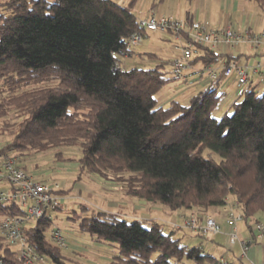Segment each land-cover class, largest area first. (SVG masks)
Here are the masks:
<instances>
[{
	"label": "trees",
	"instance_id": "obj_1",
	"mask_svg": "<svg viewBox=\"0 0 264 264\" xmlns=\"http://www.w3.org/2000/svg\"><path fill=\"white\" fill-rule=\"evenodd\" d=\"M136 1L0 0V120L9 138L0 152L75 148L79 173L121 184L129 197L204 213L231 196L251 218L247 228L264 223V90L249 85L221 118L212 115L223 94L218 83L186 104L160 106L155 91L172 80L163 65L114 70L116 55H131ZM248 1L264 14V0ZM199 52L205 65L221 58L207 47ZM76 209L77 230L115 251L108 264H222L153 219ZM21 214L0 204V216ZM50 224L42 217L25 227L28 246L47 264H75L48 235ZM0 264H25L2 238Z\"/></svg>",
	"mask_w": 264,
	"mask_h": 264
},
{
	"label": "rangeland",
	"instance_id": "obj_2",
	"mask_svg": "<svg viewBox=\"0 0 264 264\" xmlns=\"http://www.w3.org/2000/svg\"><path fill=\"white\" fill-rule=\"evenodd\" d=\"M116 3L121 5L127 4L129 0H113ZM154 0H137L133 12L137 18H142L148 12V9L152 5ZM246 3L247 8L250 11L256 12L259 11L256 4L252 1L241 0V3ZM164 3V2H163ZM156 3L155 7L157 8L156 15L164 14L167 12V7L165 3ZM201 8V4H198ZM176 8V5H169L168 9L173 10ZM210 18H214L213 8L209 12ZM263 17V16H261ZM209 24V23H208ZM155 32H145L143 34L142 41L140 42L138 49L135 51V54L138 55V59L134 63L126 62L127 68H154L157 66V60H152L148 58V49L151 50H161L162 62H164V71H167V76L172 78L166 85L159 87L154 94V97L158 101L160 106L166 105L170 100H178L181 104H186L188 102V95L177 96L178 99L174 98L176 92L180 91L183 88V84L179 78H173V75L170 73V59L172 58V52L174 51L175 46H181L183 43L176 40V37L171 32L167 31H157L156 33H163V38L165 41H159L156 39V43H148V40L152 39L154 42V37L157 35H152ZM159 38V37H158ZM154 46V47H152ZM134 57L131 55L128 57V60ZM253 59V58H252ZM254 60V59H253ZM237 87L234 83L229 84L225 87L224 93L221 98L218 100L212 115L215 118H221L224 114L230 115L232 113L231 105L233 102L238 100L237 95L235 94ZM176 96V94L174 95ZM15 119L12 118V122ZM9 138L3 133L2 120H0V148L3 147ZM61 153V155H58ZM214 158L218 159L217 155H213ZM15 157V156H14ZM79 158L78 150L75 148L59 147L53 148L50 150H45L41 152H31L22 156H17L16 159L18 163L25 167L28 171L33 173L35 172L39 176H43L45 182L48 184L58 183L61 186V189L66 191L63 193L65 205H63L62 211H55L51 213V224L48 229V235H51L52 230L58 229L62 233L63 237L66 239L68 245L64 249V253L74 261L75 264H104L102 260H99V257L96 255L101 254L103 249L99 245H95L90 241V238L87 234L80 233L77 230V221H73L71 217L73 216V211L77 210L79 204H84L89 207L91 210L98 212V210H104L108 212H121L124 214H130V217H124L128 221H133L136 219L142 220H155L163 226L164 233L173 232L174 238H182L181 243L187 245L188 247H193L197 244H201L202 248L206 253L212 255L216 258H220L221 255L230 256V257H240L242 254V249L238 242L233 247L232 250H228V226L227 224L220 225V232L216 234L218 238L212 240V235L209 233L206 237L201 236L194 228L187 226L186 221L193 217L196 221V226L201 225L206 218H211L212 211L218 209L222 215H225L229 212V208H210L206 212L201 213L197 210H185L180 209L178 211H172L170 208L163 204H152L144 200H141L136 197H129L126 194L125 188L121 184H117L114 181L105 180L101 177H98L94 174L79 173L78 163L76 160ZM82 180L84 184L88 185V189H80L79 197H76V190L74 187H70L73 184H77L78 181ZM68 183L66 187L62 183ZM73 195L72 198L67 197ZM127 197L133 202V206L136 210V217H132V207L127 201H122L121 199ZM75 198V199H73ZM227 199H232L231 196H228ZM226 199V200H227ZM111 201L115 202L110 206ZM117 205V206H116ZM150 205H157V209H150ZM78 212V211H77ZM235 213L239 212L237 209ZM181 214V215H180ZM184 214V215H183ZM179 215L182 216L181 220ZM221 215V216H222ZM259 216V215H257ZM2 217V216H0ZM213 219V218H212ZM202 223H201V222ZM251 218L237 222L235 224L236 228L239 231H244L243 236H248L247 223L250 222ZM33 224V223H31ZM237 231V230H236ZM238 235V231H237ZM73 241L78 242L79 245L72 243ZM90 249H89V248ZM107 247V246H106ZM106 249L107 251H113L110 247ZM105 251V250H104ZM72 252V254H70ZM105 253V252H104ZM103 255V254H102ZM178 264H199L193 260L183 259ZM207 264V263H204Z\"/></svg>",
	"mask_w": 264,
	"mask_h": 264
},
{
	"label": "built area",
	"instance_id": "obj_3",
	"mask_svg": "<svg viewBox=\"0 0 264 264\" xmlns=\"http://www.w3.org/2000/svg\"><path fill=\"white\" fill-rule=\"evenodd\" d=\"M137 27L138 31L132 33L126 40V50L131 55L139 46L145 32L167 31L174 34L176 38L184 37V43L181 46H175L176 56L170 61V73L175 78L183 77L200 48L207 47L214 53L228 54L231 49L238 48L241 44H247L253 50L264 47V29L260 31L251 28L238 30L231 26L215 29L210 28L206 22L176 20L158 16L152 10L144 17L137 19ZM116 56L114 70L125 69L123 65L129 55ZM217 62L202 65L197 75L200 78L204 77L211 84H225L233 77L239 92L248 87L255 78L264 81V63L261 61L230 58L226 59L220 67H216ZM60 189V184L50 185L24 169L13 154L0 152V204H15L22 210V214L18 216L0 217V238L18 253L25 264H47L43 257L34 254L28 246L24 237V228L42 217L51 219L50 215L56 211L58 202L62 203L56 194ZM233 207L238 210L236 204ZM242 219L240 211L235 213L232 209L226 216V223L230 227L228 250H232L238 242L242 249L239 259L246 255L253 240L262 241L264 238V223L254 222L250 227L254 238L240 241L235 224ZM186 224L203 237L209 233L216 235L220 232L219 225L212 218H206L203 224L197 227L195 219L190 217ZM51 237L59 247H67L68 243L60 230H52ZM227 261L228 256L220 258L222 264H227Z\"/></svg>",
	"mask_w": 264,
	"mask_h": 264
},
{
	"label": "crops",
	"instance_id": "obj_4",
	"mask_svg": "<svg viewBox=\"0 0 264 264\" xmlns=\"http://www.w3.org/2000/svg\"><path fill=\"white\" fill-rule=\"evenodd\" d=\"M164 3H165V6L167 7L166 8L167 12H163L164 14L161 13L160 16L169 17V18H173L176 20H186V21L194 20V21H198V22H206L207 24L209 23L208 26L210 28H215V29H221V28H225L228 26H231V27L236 28L238 30H244L246 28H251L255 31H260V30L264 29V14L262 13V11L259 8H258L259 11H256V12L250 11L247 8L246 3H244V2L241 3V0H192V1L166 0V1H164ZM198 4H201V8H199ZM169 5H171V6L176 5V8H173V10L168 9ZM212 8L214 11V18L213 19H212V17L210 18V14H209V12ZM150 10L154 11L155 13L157 12L156 7L150 6V8L148 9V12ZM261 16H263V17H261ZM152 35H157V36L154 37V42H152V39H151V40H148V43L154 44V43H156V39H158L159 41H165L163 38L164 37L163 33H159V35H158L155 32ZM183 38L184 37L182 36V38H176V40L184 43ZM152 47H154V46H152ZM137 49H138V47L132 53V55H134V57H132L129 60L127 58L125 63L126 62L134 63V61L138 59V55L135 54V51ZM162 54H163V52L161 50L160 51L159 50H151L150 51L148 49V58L152 59V60H157L156 61V63H158L157 65H163L164 66L165 63L162 62V61H164V60H162ZM220 55H221V58L215 64L216 67H220L221 64H223L224 61H226V59H230V58L238 59V60H244V59L248 58L251 60L254 59V60L261 61L264 63V47L263 46L259 47L258 49L253 50L250 48L249 45L241 44L238 48L231 49L228 54H220ZM174 56H176L175 51L172 52V58L170 59V61L174 58ZM198 57H201L200 52L196 53V55L193 57V59L190 63L191 66L189 67V69L187 71H185L182 78H179V80H181V82L184 86L180 91L175 93L176 96H174L175 94L172 95L174 98L178 99L177 96H181L183 94L188 95V97L190 98L191 96H193L194 94H196L200 90L205 89L206 87H208L211 84L204 77L200 78L197 75V72L201 68V66L205 65L201 62V58H198ZM125 63L123 66L125 69H128L127 64H125ZM163 69H164V67H163ZM232 83L235 84V80L233 77L231 79H229L225 84H219L218 83L217 87L219 90H221L222 93H224L225 87L229 84H232ZM249 85L254 87V89L256 91H263L264 90V81L259 80V78H255L252 82L249 83ZM235 94L237 95V98H238L240 92L237 90ZM167 104L165 106H167ZM162 106H164V105H162ZM35 174H36L35 176L37 178L45 181L43 176H39L37 174V172H35ZM62 184H64L66 187L68 186V183H66V182H64ZM70 187L75 188L76 197H79L80 189L90 188L88 185L84 184V182H82V180L78 181L77 184L71 185ZM57 195L61 199L62 204L65 205L66 201H64L65 197L63 196V193L58 192ZM67 197L72 198L73 195H71V193H70V195ZM73 199H75V198H73ZM121 200L127 201L129 203V205L132 207V217L133 216L136 217V210L133 206V202L131 200H129V198H127V197H124ZM114 203L115 202L111 201L110 206H112ZM234 204L235 203L233 202V200L227 199L224 207L229 208V210L232 209V211H235V209L233 207ZM150 209L159 210L157 208V205H150ZM98 211L99 212H108V211H104V210H98ZM112 213H117V214H119L125 218L130 217L129 213L128 214H124L121 212H112ZM227 214L222 215L221 212L218 209H216V210L212 211L210 217L213 218L220 227L221 224H224V225L227 224L226 223ZM180 215H179V219L181 220L182 216H180ZM227 226H228V232H229L230 227L228 224H227ZM236 230L238 231V237H239L240 241H246L250 238L251 239L254 238V235L251 232V229H249V228H248V234H249L248 236H243L244 231H239L237 228H236ZM228 232H227V237H228ZM212 237H213L212 240L213 241L215 240V243H216L217 242L216 238H218V237L216 235H212ZM178 239H180L182 241V238H178ZM72 243L79 245L78 242H75V241H73ZM91 244H93V243H91ZM99 247H101L103 249H99L102 252L100 255H96V256L99 257V260L100 259L102 260V263L108 264L110 262L111 257L115 254V252L107 251L106 249H109V248L106 246H103V245H99ZM225 256H227V255H225ZM221 257H224V256L221 255L220 258ZM239 258L240 257H237V258L233 257L232 258V257L228 256V262H229V264H236L237 262H238V264H264V238L262 241H258V240L254 241L253 240L252 244L249 245V247H248L246 255L242 259H239Z\"/></svg>",
	"mask_w": 264,
	"mask_h": 264
}]
</instances>
